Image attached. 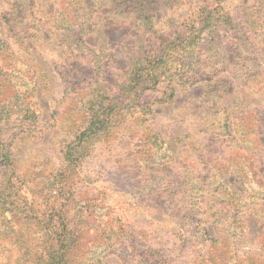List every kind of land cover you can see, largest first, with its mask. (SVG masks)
<instances>
[{"label": "trees", "instance_id": "trees-1", "mask_svg": "<svg viewBox=\"0 0 264 264\" xmlns=\"http://www.w3.org/2000/svg\"><path fill=\"white\" fill-rule=\"evenodd\" d=\"M5 1L12 14L4 15L3 22L18 46L30 56L28 62H34L31 51L38 43L61 51L63 62L55 64L54 70L65 96L64 103L56 102L49 117L50 130L60 124L64 126L57 142L61 167L55 163L47 167L44 162L40 166H19L25 140H36L32 133L37 132L38 110L33 93L38 78L29 64L20 62L7 43L0 41V132L3 133L0 135V224L3 225L0 234L9 244L22 247L29 264H86L93 259L94 247L85 253L79 249L81 235L76 219L69 218L62 209L68 200L74 203L75 197L65 198L61 185L79 161L82 145L102 136L97 139L99 143L103 140L105 147L114 146L118 151L110 161L115 165L113 170L131 184L147 189L143 204L152 211L178 201L188 204L180 198L178 190L173 192L172 177H164L171 175L176 165L193 157L199 163V170L203 163L205 172L216 147L223 153L230 148L243 152L242 166L226 163L223 174L211 178L210 191L205 194L224 211L234 206L233 218L224 220L235 225L234 233L238 234L241 246L249 245L258 252L253 254L251 264H264V195L250 190L252 197L242 196L233 186L235 178H232L234 182L227 179L235 168L241 170L242 180L247 175L264 179V100L257 103L252 100L264 94V82L253 68H239L249 73L247 81L235 87L230 109L221 107L220 113L217 101L228 94V86L221 81L216 88L215 76L209 68L213 65L208 51L214 42L224 41L226 54L234 46L242 52L256 51L239 49L238 42L251 41L246 36L249 34L245 23L236 22L237 19L234 23L229 16L222 20L226 2L216 0L202 9L200 17L194 20L200 28L187 32L183 28L189 21L181 19L178 13L181 0H170L166 6L164 0ZM116 11L120 12V20L114 18ZM41 80L46 84V75ZM198 84L207 92L192 97L182 108L194 116L201 137L181 132L174 142L183 152L175 154L146 123L153 119L157 108L171 103L174 87L186 90ZM65 110L74 112L75 118L64 122L59 114ZM205 110L214 113L202 115ZM46 124V121L40 124L44 132ZM116 140L120 141L117 146ZM134 146L140 147L139 152H133ZM201 150L203 155H199ZM218 153L220 158L221 152ZM160 177L162 185L156 180ZM203 185L202 182L201 188ZM22 191L29 195V201L22 198ZM107 221L105 225L116 222L112 217ZM37 233L40 237L34 243L29 238ZM125 235L129 238L118 245L117 251L126 264L168 262L160 255L153 259L155 255L146 253L139 263L133 259L134 239L128 233ZM203 237L214 243L223 240L206 232ZM104 246L99 251H107ZM76 251L80 254H74ZM199 263L203 264V260ZM216 263L217 259H209V264Z\"/></svg>", "mask_w": 264, "mask_h": 264}, {"label": "rangeland", "instance_id": "rangeland-1", "mask_svg": "<svg viewBox=\"0 0 264 264\" xmlns=\"http://www.w3.org/2000/svg\"><path fill=\"white\" fill-rule=\"evenodd\" d=\"M215 1L181 0L179 6L182 3V7L178 12L179 16L181 19L189 21L188 26H184L183 29L191 32L200 28L199 23L194 20L200 17L202 9L210 7ZM223 1L228 6L222 13L223 17L221 15L222 20L229 16L233 22L237 19L236 22L241 21L247 27L249 35L246 36L249 37L251 42L247 44L238 42L240 44L239 49L255 48L256 51L247 50V52H242L237 49V46H234L226 54L224 41L214 42L210 45L211 49L208 51L210 52L208 55L211 57L213 66H209V68L212 69L215 76L214 84L217 88V86H220L221 81H225L228 86V94L217 101V110L220 113H222L221 107L227 110L230 109L231 95L235 87L244 85L247 81L249 73L246 74L239 68H253L257 71L259 79L264 82V0ZM163 2L165 3L163 5L166 6L170 0H164ZM119 13L116 11L115 19L120 20ZM11 14L12 10L9 4L5 0H0V41L7 43L20 62L23 61L29 64L31 71L35 72L38 78L33 93L38 110L37 132L32 133L36 140H25L21 152L23 158H18L20 161L19 166H30V164H39L40 166L44 162L47 167H51L54 163L61 167L62 160L59 161L60 155L57 150L59 145L57 142L59 141V132L64 130V126L60 124L54 130H50L52 119H49V117L56 102L61 105L65 101L63 86L54 70L55 64L60 65L63 62L62 53L56 47H47L38 43L31 51L32 57L35 59L34 62H28L27 59L30 56L18 46L3 22L2 17ZM66 35H69V31H66ZM232 43L236 42L232 41ZM224 62L226 63L223 64ZM45 75L46 84L41 80ZM206 92V88L200 84L186 90L174 87V96L171 103L162 108H157L153 119L146 123V126L158 133L175 154H182L183 152L179 145L174 142V137L181 132H188L190 135L201 137L200 127L197 125L194 116L187 114V110H184L182 106L192 97L203 95ZM252 100L255 103L264 100V94ZM63 112L59 115L63 116L64 122L75 118L74 112H69L70 114L66 110ZM213 113V110H205L202 115ZM195 115L199 114L196 113ZM44 121L47 122L44 127L45 132L40 128V124ZM1 134L3 133L0 132ZM110 137L111 134L106 138L109 139ZM97 139L93 143L82 145L83 149L79 161L75 163L73 170L65 179V184L61 185L62 190L66 193L65 198L70 195H72V199L75 197L74 203L68 200L64 203L62 209L67 211L69 218L78 221L74 220L75 225L78 227L77 231L81 235L78 240L79 249L84 250V253L91 250L89 247H94L95 250L93 259H89L86 264H126L119 256L117 247L129 238L125 235L127 233L134 239L133 259H136L139 263L140 257H144L148 253V255H155L151 257L153 259L159 258L157 255L162 256V259L168 260L166 264H200L201 259L203 264H209L210 258L217 259L216 264H224L225 260L227 264H251L253 254H258V252L252 250L249 245L241 246L238 234L234 233L233 227L235 225L224 220L228 217L233 218L236 213V211H233L234 206H232V210L225 209L227 211H224L221 207L210 202L214 200L209 201V195L205 194L209 193L208 185L211 183V178H219L223 174L224 166H227L226 163H229V166H232V164L242 166V163H244L243 152H240L237 148H230L224 149L225 152L223 153L222 149L218 150L216 147V153L212 156L211 164L205 172H203V163H201L199 170V163L193 157L186 159L180 165H176L173 168V173L164 175V177H172L170 184L173 192L178 190L180 198L186 200L188 204L185 205L178 201L152 211L147 207V204H143L144 197L148 194L147 189L131 184L130 180L125 179L113 170L115 165H112L110 161L116 157L117 149L114 146L109 148L106 142L108 149L102 142L103 140L99 143ZM119 144L120 141L116 140L114 145ZM139 150L140 147L134 146L133 152H139ZM155 150L153 149V151ZM218 152H221L220 158H217ZM203 153L204 150H201L199 155H203ZM208 157L210 158L211 155ZM27 161L30 163H25ZM235 169L238 170V168ZM237 170H234L232 175L229 174L227 179L234 182L233 179L235 178L236 182L233 183V186L241 192L242 196L252 197L256 193L264 195V179L255 175H247L242 180L241 170ZM156 180L159 185L163 184L161 177L156 178ZM202 182L204 183L203 189L201 188ZM169 190L170 187L168 192ZM250 190H253L251 192L253 194L250 193ZM21 195L27 201L30 200L25 191H22ZM52 195L54 194L52 193ZM171 200H173V196ZM258 201L259 204L263 205L262 200L258 199ZM85 213L89 215L88 218H86ZM111 217L116 222L105 225ZM155 219L158 222H155ZM2 227L3 225L0 224V231ZM203 232L210 233L217 238L221 236L223 240L219 239L217 243L209 242L203 237ZM3 236L0 234V264H29L23 248L10 245ZM39 237L40 234L37 233L35 237L29 239L36 243ZM186 238L187 240L184 241ZM101 242L105 244L104 247L107 248V251H99L100 246L104 245ZM74 254L79 255L80 253L76 251ZM78 258H75L76 261H78ZM223 258L224 260H222Z\"/></svg>", "mask_w": 264, "mask_h": 264}]
</instances>
